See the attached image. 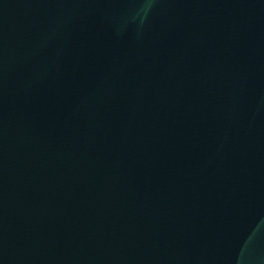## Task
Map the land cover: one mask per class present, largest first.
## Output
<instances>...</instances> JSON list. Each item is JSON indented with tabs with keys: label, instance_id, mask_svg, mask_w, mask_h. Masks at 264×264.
Here are the masks:
<instances>
[{
	"label": "water",
	"instance_id": "water-1",
	"mask_svg": "<svg viewBox=\"0 0 264 264\" xmlns=\"http://www.w3.org/2000/svg\"><path fill=\"white\" fill-rule=\"evenodd\" d=\"M0 264H264V0H0Z\"/></svg>",
	"mask_w": 264,
	"mask_h": 264
}]
</instances>
